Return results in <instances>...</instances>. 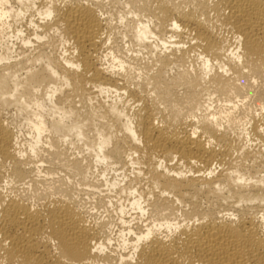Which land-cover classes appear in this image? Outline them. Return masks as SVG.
Wrapping results in <instances>:
<instances>
[{"label":"bare ground","instance_id":"1","mask_svg":"<svg viewBox=\"0 0 264 264\" xmlns=\"http://www.w3.org/2000/svg\"><path fill=\"white\" fill-rule=\"evenodd\" d=\"M122 1L119 23L137 49L108 44L95 0H0L2 260L264 264V143L246 147L264 142L254 87L264 75V0ZM191 58L197 66H186ZM38 154L41 165L65 160L113 208L115 248L109 220L89 222L74 199H5L9 174L33 182L41 173L29 163Z\"/></svg>","mask_w":264,"mask_h":264},{"label":"rangeland","instance_id":"2","mask_svg":"<svg viewBox=\"0 0 264 264\" xmlns=\"http://www.w3.org/2000/svg\"><path fill=\"white\" fill-rule=\"evenodd\" d=\"M48 1V0H47ZM82 2H85L86 0H80ZM92 1V0H89ZM99 3V7L101 9V12L104 14L105 18L107 19V21H109V28L107 29V32L110 34L111 39L108 42V44L113 47V49L115 50L117 47L121 48V50H125L126 48H128L130 45L133 46V49H137L138 47L134 46L135 43H131V39H130V33H126L125 31V27L124 25H122L123 23H119L120 19L119 16L120 14L123 12L122 10H126V8H122V0H95ZM45 2V0H44ZM130 16L131 15H127L128 20H130ZM136 18V17H134ZM34 19L36 21H38V16L35 15ZM22 29L24 30V33H26L27 35L30 34L32 32V28H29V23L28 21L23 22L22 23ZM52 33V32H51ZM49 33V34H51ZM126 33V34H125ZM126 35V36H124ZM17 43V41H16ZM129 45V46H128ZM16 46V51H23L25 55H29V56H35L36 54H38L39 52V48L34 49L32 47H21V49L19 48L18 44H15ZM123 48V49H122ZM144 52L143 54L140 53V58L138 57L139 62H136V64L138 66H143L145 64V62L147 61L146 59V49H143ZM145 54V55H144ZM129 55V53H128ZM142 56V57H141ZM145 58V59H144ZM142 59V60H140ZM193 58L189 59L186 64V66H197L198 64V60L197 59H193L194 61L197 60V62L195 63L194 61H191ZM144 63L143 65L141 63ZM193 64H192V63ZM195 63V64H194ZM191 64V65H190ZM263 76V77H262ZM261 78H257L255 80V88L261 92L258 93L257 90L255 88H253V90L260 94L261 98L264 99V75H262ZM261 81H260V80ZM257 83V84H256ZM263 83V84H262ZM258 94L256 96H258ZM250 102V109H251V113L253 112L255 117L258 119V102L256 101V99L249 100ZM253 101V102H252ZM256 101V102H255ZM255 102V103H254ZM254 104V105H253ZM258 117H257V116ZM255 118V119H256ZM22 138H24V136L27 138V132H26V128L22 129ZM252 138V139H251ZM247 144L246 147H248L249 151L256 153L258 151H263L262 148V144L264 143L263 140L260 139V142L257 141L259 140L257 137H255V139L253 137H251ZM257 138V139H256ZM245 142V141H242ZM262 142V144H261ZM261 147V148H260ZM264 147V146H263ZM260 148V149H259ZM45 153H42L43 157L47 156V152L43 151ZM72 152V151H71ZM65 154H70V150L67 151V153ZM69 157H72V155H68ZM29 159V158H27ZM31 161L29 163H33L34 165H36L35 167L38 166V169H42L41 173L38 174V176H34L35 180L33 182L28 181L29 178L27 179H18L17 177H10L11 175L9 174V182L8 185L6 187V190H4V196L5 199L8 198H15L19 201H22L23 203H26L28 205H37V204H41L43 202H49L50 200H54V199H74L73 203L76 205L77 209L83 213L84 217L86 218V220H88L89 222H99L100 220L104 219V220H109V226L111 227V237H112V247L115 248L117 246V232L120 229L119 228V224L117 221V217H116V213L113 211V208H106L108 210L103 209V206L98 205L96 202V195H91L90 193V188L87 187V185H85L84 183H80L79 182V178L80 176L77 175L76 173H70L69 170H67L65 168L64 165L60 164L61 162L64 163L65 160H60L57 162V159H54L53 162H44L42 163V165L39 163V154L36 157H31L30 158ZM250 161V160H247ZM246 160H241L242 164H245L242 166L244 173H253V175H255L254 177H257V173L254 174V166L256 163H251V167L249 168V164L247 163ZM245 162V163H243ZM258 162V161H257ZM246 164H248L246 166ZM253 165V166H252ZM247 167L248 169L245 170ZM253 169V170H252ZM257 169V168H255ZM34 170V169H33ZM259 170V168H258ZM260 175V174H258ZM28 181V182H27ZM89 193V195H87ZM94 198V199H93ZM96 204H95V203ZM262 204V205H260ZM259 206H257V213L259 215L264 214V202L260 203ZM110 210L111 213H110ZM107 211H109L108 213H110L112 215H115L112 217H110V214L107 213ZM109 218H107L108 216ZM111 220V221H110ZM112 222V223H111ZM117 228V229H116ZM126 238H128V236H126ZM52 245V242H51ZM112 248V249H113ZM107 251L110 250L109 248L106 249ZM128 251V250H126ZM119 252V251H117ZM116 252V253H117ZM122 252V251H121ZM0 264H8L6 262H4L0 256ZM99 264H110L107 261H103L102 259L99 260Z\"/></svg>","mask_w":264,"mask_h":264}]
</instances>
